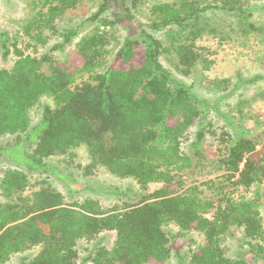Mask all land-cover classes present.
Segmentation results:
<instances>
[{
    "label": "trees",
    "instance_id": "1",
    "mask_svg": "<svg viewBox=\"0 0 264 264\" xmlns=\"http://www.w3.org/2000/svg\"><path fill=\"white\" fill-rule=\"evenodd\" d=\"M111 1L121 4L103 0L87 20L97 19ZM78 4L79 0H44L37 16L23 27L35 44H46L45 30L60 38L40 55L25 53L15 37L10 41L0 32L3 57L15 55L9 68L0 67V137L16 138L4 151L29 170L46 171L47 158L84 146L87 173L100 166L116 177L132 179L143 191L153 184L158 188L121 210H105L91 198L67 204L46 182L25 195V172L3 169L0 264L28 251L34 254L25 256L23 264H79L78 241L91 242L104 232L114 233L111 245L95 243L81 264H164L190 231L200 233L202 242L191 250L188 264H251L252 259L225 254L223 236L232 228H239L249 252L264 260L258 211V203L264 201V132L252 135L239 118L219 110L215 102L223 97L215 102L199 97L160 62L161 55L171 52L184 76L199 63L208 68L213 51L197 41L215 30L205 25L203 12L215 8L231 13L238 18L239 31L248 34L258 31L249 19L264 9V2L156 3L149 7L147 23L136 20L128 7L111 11V19L103 23L123 28L125 36L108 65L105 46L115 40L108 31L81 36L75 62L52 55L78 34V25L55 24ZM156 32H163L166 45ZM225 82L212 80V88L221 85L225 90ZM240 82L241 73L234 86ZM43 97L52 105H44L32 125L28 112ZM210 112L222 116L221 126L214 125ZM236 112L242 115L241 108ZM209 169L221 172L203 183L210 192L203 197L194 181ZM239 189L253 190L252 196H234ZM168 225L176 232L166 231Z\"/></svg>",
    "mask_w": 264,
    "mask_h": 264
},
{
    "label": "rangeland",
    "instance_id": "2",
    "mask_svg": "<svg viewBox=\"0 0 264 264\" xmlns=\"http://www.w3.org/2000/svg\"><path fill=\"white\" fill-rule=\"evenodd\" d=\"M43 1L0 0V32L7 33L10 41L15 37L18 41L17 46L19 49L31 55L44 53L48 47L60 39L56 34L45 30L43 35L47 38L46 44H35L23 32V27L37 16V11L41 9ZM102 1L79 0V4L75 8L69 9L68 12L55 21L57 27L60 28L78 25V34L65 44L62 49L53 51V57L60 61L67 59L75 62L76 43L81 36L94 31H108L115 38V40L105 46L104 65H108L125 36L123 28L119 26L110 27L103 23V20L111 19V11H119L121 7H128L136 20L147 23L151 5L163 2L171 3L174 0H120V6L115 1H111L109 8L97 19L87 20L90 15L98 10ZM198 1L210 3V0ZM263 2L264 0H258V5ZM203 15L205 25L213 28L215 32L203 35L197 41V45L199 47H208L210 51H213V54L208 57L212 61L210 66L203 68V64L199 63L189 75L184 76L178 71L175 58L171 52L161 55L160 62L174 78L191 86L192 91L199 97L205 98L210 102H215L214 100H217L219 96L223 97L220 101L215 102V104L218 103V108L222 113L232 114L237 120L239 118L251 130L252 135H262L264 132V9L253 12V16L249 20L256 24L258 31L255 29L248 34H243L239 31L238 18L231 13L209 8L203 12ZM155 36L161 37L164 45H166L163 32H156ZM2 53L0 49V67L9 68L15 59V55L10 53L7 57H3ZM240 73L244 82L234 86ZM256 75H260L262 78L246 82L247 79ZM86 76L87 74H84L82 77L85 78ZM212 80H225L227 88L224 90L221 85L212 88ZM77 81H80V79ZM206 81H210V83L207 84ZM44 105H52V100L49 97H43L37 105L29 110L28 115L32 125L39 119ZM237 108L242 109L241 116L236 115ZM210 113V118L214 121V125L216 127L221 126L223 123L222 116L218 117L214 112ZM192 132L193 129L191 130ZM15 140L14 135L0 137V171L13 168L25 172L28 180V185L24 191L25 195L39 187L42 182H46L62 193L67 204L91 198L96 200L102 209L117 208L121 210L127 204L137 203L146 193L158 188L157 184H153L146 191H143L132 179L116 177L100 166L90 169L87 173L88 158L84 146L77 147L65 155L47 158L46 163L49 165V169L46 171L29 170L23 164L14 161L16 156L14 157L12 153L9 154L4 151V148H10ZM184 145H187V143L185 142ZM216 146L214 143L213 152ZM220 172L215 171V169H209L194 181L195 184L200 186L201 196L207 197L210 195L203 183ZM189 184L192 183L188 182ZM252 191L245 193L239 189L234 196L238 197L241 194H245L246 197H251ZM261 193L264 197V185L261 188ZM258 211L264 229V201L258 203ZM164 229L175 233L177 228L174 225H168ZM113 238V232H104L91 242L78 241L76 250L79 255V264L87 257L88 252L95 245L110 246ZM243 239L241 230L232 228L230 232L223 236L222 247L225 254L235 259H252L251 264H264L263 259L249 252V248ZM201 242L202 236L200 233L188 232L180 242L175 244L172 255L164 264H188V255ZM262 245L264 247V240ZM32 254H34V251L13 255L7 264H23V258Z\"/></svg>",
    "mask_w": 264,
    "mask_h": 264
}]
</instances>
